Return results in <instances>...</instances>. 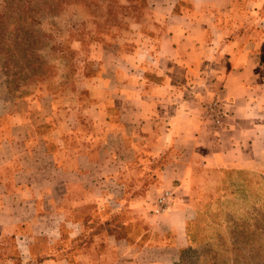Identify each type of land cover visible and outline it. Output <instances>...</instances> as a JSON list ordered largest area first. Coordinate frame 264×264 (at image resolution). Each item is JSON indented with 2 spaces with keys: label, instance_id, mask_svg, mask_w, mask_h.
Here are the masks:
<instances>
[{
  "label": "crops",
  "instance_id": "crops-1",
  "mask_svg": "<svg viewBox=\"0 0 264 264\" xmlns=\"http://www.w3.org/2000/svg\"><path fill=\"white\" fill-rule=\"evenodd\" d=\"M150 8L143 46L96 52L84 101L0 97V264H178L222 176L263 167L264 0Z\"/></svg>",
  "mask_w": 264,
  "mask_h": 264
},
{
  "label": "rangeland",
  "instance_id": "rangeland-1",
  "mask_svg": "<svg viewBox=\"0 0 264 264\" xmlns=\"http://www.w3.org/2000/svg\"><path fill=\"white\" fill-rule=\"evenodd\" d=\"M150 1L0 0V97L50 95L60 110L85 99L97 51L134 52L152 33ZM222 178L219 196L201 201L179 264H264V163Z\"/></svg>",
  "mask_w": 264,
  "mask_h": 264
},
{
  "label": "built area",
  "instance_id": "built-area-1",
  "mask_svg": "<svg viewBox=\"0 0 264 264\" xmlns=\"http://www.w3.org/2000/svg\"><path fill=\"white\" fill-rule=\"evenodd\" d=\"M209 118L214 126L221 125L224 121V105L219 101H213L206 105ZM173 201V194L169 191H165L158 199L156 203V212H163L168 209Z\"/></svg>",
  "mask_w": 264,
  "mask_h": 264
},
{
  "label": "trees",
  "instance_id": "trees-1",
  "mask_svg": "<svg viewBox=\"0 0 264 264\" xmlns=\"http://www.w3.org/2000/svg\"><path fill=\"white\" fill-rule=\"evenodd\" d=\"M189 226H190V224H189ZM188 239H189V243H190V246L188 247V248H186L184 251H183V253H182V255H181V258H180V261H181V259H182V257H183V254L186 252V251H188V250H190V248H193V244H192V238H191V236H189V229H188ZM179 261V262H180ZM18 264H20V262H18ZM179 264V263H178Z\"/></svg>",
  "mask_w": 264,
  "mask_h": 264
}]
</instances>
